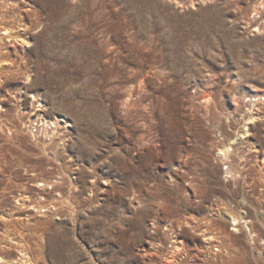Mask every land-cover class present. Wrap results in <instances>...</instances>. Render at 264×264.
Instances as JSON below:
<instances>
[{
    "label": "rangeland",
    "instance_id": "obj_1",
    "mask_svg": "<svg viewBox=\"0 0 264 264\" xmlns=\"http://www.w3.org/2000/svg\"><path fill=\"white\" fill-rule=\"evenodd\" d=\"M0 264H264V0H0Z\"/></svg>",
    "mask_w": 264,
    "mask_h": 264
},
{
    "label": "built area",
    "instance_id": "obj_2",
    "mask_svg": "<svg viewBox=\"0 0 264 264\" xmlns=\"http://www.w3.org/2000/svg\"><path fill=\"white\" fill-rule=\"evenodd\" d=\"M32 128V132L33 133H37V131L39 130V131H41V129H42V124L41 123H37V124H35L33 127H31ZM41 128V129H40Z\"/></svg>",
    "mask_w": 264,
    "mask_h": 264
}]
</instances>
